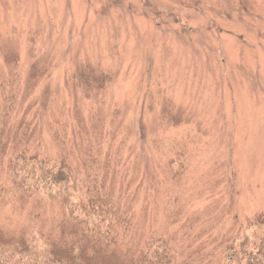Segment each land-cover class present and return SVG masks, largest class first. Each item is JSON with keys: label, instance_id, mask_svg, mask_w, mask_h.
<instances>
[{"label": "rangeland", "instance_id": "obj_1", "mask_svg": "<svg viewBox=\"0 0 264 264\" xmlns=\"http://www.w3.org/2000/svg\"><path fill=\"white\" fill-rule=\"evenodd\" d=\"M12 77V123L35 120L38 140L51 143L56 103L83 114L85 128L66 120L77 137L113 130L138 240L165 227L195 238L193 264H219L222 242L264 213V0H0V83ZM5 163L8 247L50 215L15 193Z\"/></svg>", "mask_w": 264, "mask_h": 264}, {"label": "trees", "instance_id": "obj_2", "mask_svg": "<svg viewBox=\"0 0 264 264\" xmlns=\"http://www.w3.org/2000/svg\"><path fill=\"white\" fill-rule=\"evenodd\" d=\"M87 70L92 74L91 68ZM102 75L97 78L103 86ZM19 89L16 77L0 83V165L6 161L5 174L15 193L22 198L33 196V202L50 215V223L38 232L23 233L22 245L0 243V264H193V257L184 253L192 246H184L195 238L180 239L165 227L150 232L144 240L136 238L132 205L127 192L115 183L122 155L108 156L114 151L107 141L113 130L92 126L94 133L88 139L77 137L74 130L70 133L66 120L75 117L85 128L83 114L56 103L52 123L43 126L51 134V143L38 140L35 134L41 126L35 120L25 125L24 121L12 123ZM121 129L115 128L116 133ZM123 145L121 140L120 148ZM219 253V264H264V213L243 223L235 239L222 242Z\"/></svg>", "mask_w": 264, "mask_h": 264}]
</instances>
